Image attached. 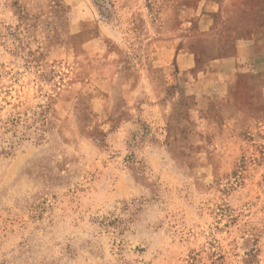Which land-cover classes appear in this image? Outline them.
Returning a JSON list of instances; mask_svg holds the SVG:
<instances>
[{"label": "rangeland", "instance_id": "374dc122", "mask_svg": "<svg viewBox=\"0 0 264 264\" xmlns=\"http://www.w3.org/2000/svg\"><path fill=\"white\" fill-rule=\"evenodd\" d=\"M0 264H264V0H0Z\"/></svg>", "mask_w": 264, "mask_h": 264}, {"label": "crops", "instance_id": "0c3cea01", "mask_svg": "<svg viewBox=\"0 0 264 264\" xmlns=\"http://www.w3.org/2000/svg\"><path fill=\"white\" fill-rule=\"evenodd\" d=\"M207 46L209 47V49H210V52H212L213 54L212 55H215V53H216V50H217V48H216V45H215V42H213V41H208L207 42ZM208 51H204L202 54H201V56L200 57H204V56H206L208 53H207ZM193 55V54H192ZM194 57H195V55L192 57V56H190L189 54H183V56L181 55H178V57H177V60L180 62V67L182 68V69H184V70H188V69H190V68H192V66H193V63H191L192 61H194ZM192 58V59H191ZM214 62H217L218 64H219V62H222L221 60H215ZM227 75V77H228V74H225V76ZM230 76V75H229Z\"/></svg>", "mask_w": 264, "mask_h": 264}]
</instances>
